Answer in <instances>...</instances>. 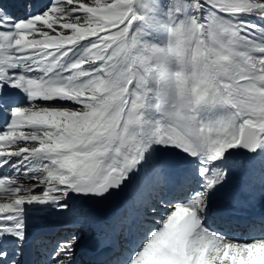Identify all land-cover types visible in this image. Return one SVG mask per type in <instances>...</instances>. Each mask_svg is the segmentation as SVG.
I'll list each match as a JSON object with an SVG mask.
<instances>
[{"label":"snow or ice","instance_id":"6c2138e0","mask_svg":"<svg viewBox=\"0 0 264 264\" xmlns=\"http://www.w3.org/2000/svg\"><path fill=\"white\" fill-rule=\"evenodd\" d=\"M0 194V264H264V0H0Z\"/></svg>","mask_w":264,"mask_h":264},{"label":"water","instance_id":"95a60500","mask_svg":"<svg viewBox=\"0 0 264 264\" xmlns=\"http://www.w3.org/2000/svg\"><path fill=\"white\" fill-rule=\"evenodd\" d=\"M125 197L123 195L121 196H117V197H114L110 203L108 204L107 206V209H113L115 208L116 206H118L119 204H121L122 200L124 199Z\"/></svg>","mask_w":264,"mask_h":264},{"label":"bare ground","instance_id":"6f19581e","mask_svg":"<svg viewBox=\"0 0 264 264\" xmlns=\"http://www.w3.org/2000/svg\"><path fill=\"white\" fill-rule=\"evenodd\" d=\"M121 208V207H120ZM118 209V211L116 212V213H118L121 209ZM256 209V208H255ZM254 213H264V207H261L260 206V208H258V209H256V211L254 212Z\"/></svg>","mask_w":264,"mask_h":264},{"label":"rangeland","instance_id":"374dc122","mask_svg":"<svg viewBox=\"0 0 264 264\" xmlns=\"http://www.w3.org/2000/svg\"><path fill=\"white\" fill-rule=\"evenodd\" d=\"M21 146H23V145H21ZM1 202H2V201H1ZM121 208H122V206H121ZM121 208H120V209H121ZM254 208L258 209V208H260V205L257 204V205L254 206Z\"/></svg>","mask_w":264,"mask_h":264}]
</instances>
